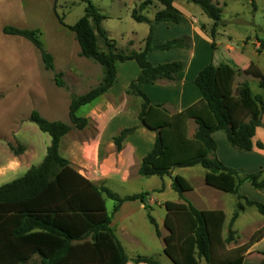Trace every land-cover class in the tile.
<instances>
[{
    "label": "trees",
    "instance_id": "obj_1",
    "mask_svg": "<svg viewBox=\"0 0 264 264\" xmlns=\"http://www.w3.org/2000/svg\"><path fill=\"white\" fill-rule=\"evenodd\" d=\"M82 1L85 3L83 16L73 26H66L63 18L58 17V20L74 33L79 47L78 57L100 65L103 77L97 87L84 95L70 98V122L78 130L85 128L88 121L77 117L79 108L108 91L114 82L118 63L134 61L140 71L126 93L140 98L138 120L144 128L156 135L153 148L140 163L138 174L143 178L169 177L172 190L182 200L181 203L164 204V229L167 232L163 239L164 254L172 264H243L244 254L264 235V228L256 231L243 246L227 251L226 245L234 240L232 224L243 205L237 203L228 225L229 233L223 239V213L195 209L184 197L185 193L192 190L191 185L181 176H172V171L198 165L206 171V186L236 195L244 205L255 207L263 215L264 207L241 197L238 190L245 182L256 190H264V169L239 175L224 166L215 155L216 143L211 135L223 131L231 147L250 152L255 131L262 125L264 98L253 95L246 82L234 86L239 75L236 66L209 64L194 80L201 94V100L196 104L177 114H169L161 106L152 105L146 94L138 89V85L161 80L173 81L175 75L183 69L180 62L152 66L146 59L149 51H168L186 45V38L155 46L151 43L157 24L180 23L182 16L173 7L176 0H144L137 11L145 10L153 1L163 7L155 13L153 21L138 14L136 10L132 11L131 18L135 22L149 25L145 47L140 52L117 50L114 42L108 39L101 28L105 17L89 0ZM185 1L197 6L213 22V37L215 29L222 26V9L212 0ZM3 33L29 41L39 51L45 69L54 73L56 86H64L62 73L54 70L53 58L40 41L39 30L6 26ZM97 38L103 41L106 48L104 51L98 49ZM246 73L258 78L259 88L264 91L261 71L249 66ZM28 120L42 133L48 134L51 142L38 167H32L22 178L0 187V264H30L34 255L39 256V261L32 264H126L128 258L110 227L111 216L105 202H113L112 213H115L124 202H142L147 194L120 198L105 187L95 186L59 155L60 139L71 130L68 125L58 121L50 122L36 111L30 113ZM190 120L196 126L192 137H188ZM132 131L124 130L114 138L117 150H120L123 139ZM8 147L15 155L23 152L19 144L16 148L11 144ZM256 147L260 150L264 148L259 142ZM147 217L156 236L160 237L156 222L149 213ZM34 230L36 232H32ZM131 261L135 264H159L154 258L141 256Z\"/></svg>",
    "mask_w": 264,
    "mask_h": 264
},
{
    "label": "crops",
    "instance_id": "obj_2",
    "mask_svg": "<svg viewBox=\"0 0 264 264\" xmlns=\"http://www.w3.org/2000/svg\"><path fill=\"white\" fill-rule=\"evenodd\" d=\"M134 1L137 2L138 0ZM154 2L155 1H153L151 5H154ZM212 2L220 7V0H212ZM40 4L41 2L37 0H33V2L32 0H0V40L4 37H18L4 34L3 28L6 26L17 28L14 24H16L19 19L34 16L35 12L33 8ZM11 5L12 7H10ZM173 7L182 16L180 23L163 22L157 24L154 27L151 43L155 46L164 44L172 39L186 38L187 40L184 42L186 45L168 51H149L146 59L152 66L180 62L183 69L175 75V80L173 81L161 80L155 83L138 85V89L146 94L152 105L161 106L169 114L180 113L201 100V94L194 84V80L204 67L209 64L215 65L212 61L214 58V51H212L210 46V37L209 34L205 32L207 29L212 28L213 22L210 19L211 22L205 20L204 17L206 16L202 11L196 12L195 7L185 0L174 1ZM154 8L157 10L156 12H158L162 10L163 7L161 6L159 9H156V7ZM11 14L19 18L14 19V17H11ZM154 15L149 19L150 21H153ZM8 17H10V21ZM202 26L204 30L201 29ZM45 32L48 34L46 39L48 51L51 52L54 58L49 52L48 53L53 58V64L56 70L62 72L66 77L75 76L85 81L94 78L95 75L91 77L93 74L90 71V64L81 62L77 57L74 33L59 23L55 13H53L51 26H48ZM148 33L149 29L144 38L143 46H133V34H127L125 37V44L127 46H122L120 48L115 46V48L122 51L140 52L145 47ZM18 38L24 39L22 37ZM40 41L44 46L41 32ZM27 42L34 49V52L31 51L32 58L39 73V88L44 94L41 85L43 82H46V76L50 71L45 69L39 51L29 41ZM21 46H23L22 42ZM98 49L100 51L105 50L103 46L102 48L98 47ZM1 52L2 50L0 47V53ZM88 61L97 64L91 60ZM139 71V67L134 61H125L117 64L115 79L108 91L91 103L80 107L77 111V117L88 121L86 127L81 130L74 128V125L70 122L68 115L69 101L65 99L67 94L62 87L53 86V91H46L44 94L47 97L55 99V106H49L48 111H45V109L43 110V112L47 114L46 116L50 118V120H46L50 122H62L71 128V130L60 139L59 155L67 160L72 168L95 186L105 187L120 198L143 193L147 194L142 202L139 200L124 202L115 213H112L113 202L111 201V212H108L107 209V202L110 200H106L105 202L106 210L111 216L110 227L114 231L117 240L128 258L126 264H135L131 260L138 256L154 258L153 255L149 253L154 243L150 245L145 242V248H147L148 254L137 255L135 253L137 247L140 246L142 242L135 234L130 232V229L137 226L138 217H142L144 213L146 214V210H151L150 212L153 215V209L155 207L165 209L164 204L166 202H182L178 197L173 201L164 199V193L166 191H173L171 188L172 181L169 177L159 178L154 176L159 182L149 189L148 181L153 177L143 178L138 174L140 163L153 148L156 136L154 132H150L144 128L138 120V113L141 107L140 98L126 93L130 83L136 80ZM98 74H101V76L97 84L100 83L103 77L102 68L101 72ZM98 74L96 76H98ZM3 94L4 91L0 87V99L4 100L5 97L2 96ZM80 95L82 94H78L77 96ZM58 103L61 106L59 109ZM39 114L42 116L43 113ZM28 118L29 116L27 120ZM261 123V127H258L255 131V135L252 139L253 148L250 152H244L231 147L223 131L212 133L211 136L216 143L215 155L217 159L224 166L235 170L239 175L252 174L264 169V148L260 150L256 147L257 142L261 143L264 147V116L262 117ZM128 129H132L133 131L126 135L121 143L120 150H117L114 138L122 131ZM195 130L196 126L193 120H190L188 122V137H192ZM38 131L40 130L38 129ZM46 135L47 138L41 135H39L40 138L37 136L39 139L35 143L36 146H33L27 141H21L19 139L21 134L16 130L13 131L11 136L14 137L17 144L23 147V152L17 155L10 151L8 147L10 143L8 140H0V187L22 178L28 170L32 167H38L43 162L46 156V150L51 142L49 135ZM194 167L174 169L172 171V176H180L179 173L189 172L193 170ZM205 173L206 171L203 169L200 175L202 180V188L200 190H195L184 178L192 187V190L185 193L184 197L198 211H220L223 213L225 218L222 231L223 239H225L229 233V222L236 209L237 203L240 202L243 205V209L238 214L231 228V231L234 233V240L230 241L225 248L227 251H231L243 246L250 240L256 231L264 228V214H259L255 207L244 205V202L238 200L236 195L224 193L206 186L204 183ZM192 174V172L189 173L191 178L194 176ZM164 178L168 179L166 186L162 183ZM238 194L264 207V190H256L249 183L245 182L239 187ZM229 196H232L233 199L229 198ZM144 205H146L148 209H145ZM165 215L166 211L159 222L152 217L161 235L160 237L156 236L157 250L162 253L163 257L166 256L164 254L165 244L163 239L167 235V232L166 235L162 236L161 229L166 231L164 229ZM246 216L247 220L251 221V224H249L247 231H240L237 228L238 223ZM32 232H36V230ZM131 246L136 248L134 250L135 254L132 253V255H128L127 249ZM262 253H264V235L258 241L254 242L246 251L243 264H261L260 259H262ZM247 258H249V260H247ZM35 261H39L38 255L32 257L30 264ZM168 263L172 264L170 260Z\"/></svg>",
    "mask_w": 264,
    "mask_h": 264
},
{
    "label": "rangeland",
    "instance_id": "obj_3",
    "mask_svg": "<svg viewBox=\"0 0 264 264\" xmlns=\"http://www.w3.org/2000/svg\"><path fill=\"white\" fill-rule=\"evenodd\" d=\"M37 1L41 2V4L33 8L35 15L19 19L14 25L18 29L40 30L44 49L49 52L46 40L48 34H46L45 31L48 26H51L53 13L56 14L57 18H63V23L66 26H73L83 16L85 3L82 0ZM89 1L98 9L99 13L105 17L101 22V27L107 33L108 39L115 42L117 48L127 46L125 44V37L127 34H133V46L144 45V38L149 29V25L135 22L131 18L132 11H137L143 0H138L137 2L134 0ZM193 6L196 12L200 11L197 6ZM10 7H12V5ZM154 7L159 9L161 5L154 2V5L146 7V10L137 12L151 19L157 11ZM220 7L222 8V26L215 29L213 37H211L212 28L205 31L209 34L211 44H213V47H211L212 51H214V58L212 61L215 66L219 63L228 64L232 67L236 66L239 75L235 79L234 86L246 82L253 95H261L264 98V91L259 88V79L255 78L252 74L246 73L249 66H253L261 71L264 78V0H220ZM11 17L13 18L14 14H11ZM16 18L19 17L15 16L14 19ZM204 19L211 22L207 17H204ZM8 20L10 21V17H8ZM201 29L204 30V27L202 26ZM21 42L23 46H21ZM74 42L77 47L78 57L79 47L77 42ZM0 45L2 50L0 53V87L4 91L2 96L5 97L4 100L0 99V140H8L9 143L16 148L18 144L14 137L11 136V133L16 130L21 134L19 138L21 141H27L29 144L36 146L35 143L40 138L39 135L46 138L47 135L41 133L35 125L29 123L27 117L33 110H36L39 113H43L42 116L45 119L50 120L43 110L45 109V111H48L49 106H55V99L47 97L44 94L46 91H53V86L56 87L54 73L50 71L46 76V82L42 83L41 87L44 91L43 94L39 88L38 69L32 58V52H34L32 46L26 40L18 37H4L0 40ZM97 46L99 48H102V46L105 48L100 38H97ZM49 53L51 54V52ZM78 59L81 62L90 64V71L93 74L91 77L95 75L94 78L85 81L75 76L66 77L54 67L56 72L62 73L61 80L64 84L62 89L68 95L65 97L67 101H70L72 96H77L78 94L84 95L89 89H93L99 85L97 83L101 74L98 73L101 72V67L81 57H78ZM97 74L98 76H96ZM60 107L58 103V109ZM202 171L203 168L195 166L193 170L181 172L179 175L185 178L195 190H200L202 188L200 176ZM190 172L193 173L192 175L195 176H193L194 178L190 177ZM166 178L162 181L164 186L168 183V179ZM157 180L158 179L155 177L149 179V189L159 182ZM164 195V199L169 201H173L178 197V195L171 190L166 191ZM229 198L233 199L232 196H229ZM107 204L108 212H111L112 202L108 201ZM150 211L146 210V214H142V217L139 216L137 226L130 229V232L135 234L142 242V244L137 247L135 253L137 255L148 254L147 248H145V242L150 245L154 243L149 253L153 255L154 259L159 264H169L168 258L166 256L163 257L162 253L157 250L156 234L147 218L149 212L150 215L159 222L165 214V209L155 207L153 209V215ZM249 224H251V221L247 220L246 216L238 223L237 228L240 231H247ZM161 232L162 236L166 235V231L161 229ZM135 249L136 248L132 246L128 247L127 254L132 255ZM261 256V264H264L263 254ZM247 260H249V258H247Z\"/></svg>",
    "mask_w": 264,
    "mask_h": 264
}]
</instances>
